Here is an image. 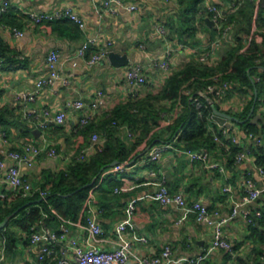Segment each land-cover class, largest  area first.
Segmentation results:
<instances>
[{"label": "crops", "instance_id": "1", "mask_svg": "<svg viewBox=\"0 0 264 264\" xmlns=\"http://www.w3.org/2000/svg\"><path fill=\"white\" fill-rule=\"evenodd\" d=\"M8 1L7 11L0 16V39L12 49L19 62L14 68L0 65V158L5 165H10L13 160L5 153L11 150L21 152L23 144L29 141L55 147L60 153L58 157L41 154L30 165L20 164L22 175L33 185L47 187L48 175L67 169L72 159L86 146L84 144L89 139L86 140L76 126L79 117L89 111V103L96 91L103 92V104L92 117L96 122L108 109L131 98L134 92L138 97L156 92L172 71L186 62L197 60L198 55L219 36L215 25H208L205 20H211L207 8L214 5L225 10L230 0H200L194 5V11H191L193 0H122L135 4L136 8L130 11L119 8L113 13L100 8L102 0ZM254 1L264 6L261 0ZM66 6L72 7L82 17V28L66 18L34 23L27 15L29 11L49 12ZM158 26L164 28L163 33L158 32ZM11 27L21 30L22 35L12 34ZM91 37L97 38V44L88 47L85 57L77 56L81 43ZM107 41H110L109 51L127 55L126 65L114 66L107 56L94 64L87 63V58ZM234 45L235 39L231 33L220 41L209 65L215 64L225 50ZM246 46L245 44L244 48ZM52 50L59 53L56 63L58 77L53 79L50 78V70L45 63L47 54ZM166 50H171L168 70L155 63ZM1 62L2 57L0 64ZM134 63L143 65L146 76L144 84L134 86L126 80L127 66ZM38 80H48V83L37 86ZM253 88L255 87H251L248 93H240L231 88L226 95L216 98L213 104L215 108L231 116L227 119L230 126L221 125L210 116L209 131L213 135H219L218 132L224 127L237 139L233 143L230 138L222 136L228 147L215 141V147L207 149L208 162L216 163L215 166L199 160L190 161L182 152L183 149L173 143L174 139L166 140L169 130L156 127L155 132L162 134V138H156L158 142L151 143L146 149L148 146L144 147L143 142L150 137V134L147 135L131 152L130 155L134 157L124 163L122 171L108 169L103 173H116V181H103L101 191L97 190L99 186L94 190V207L100 210L97 220L103 228L98 243L100 248L110 249L117 244H128L139 256L151 257L160 253L165 245H169L173 259L195 257L207 249L211 238V226L207 222L197 220L194 213H185L173 204H160L154 199L155 182L163 175L171 192L182 190L189 200H199L205 205L212 219H224L222 230L224 237L232 245V252L224 249L211 250L205 264H264V255L260 263L257 257L254 259L253 250L259 249V243L249 236V226L256 218L247 220L256 209L264 205V193L248 202L240 201L246 193L244 180L250 178L256 187L262 188L264 177L253 160L235 162L230 153L233 145L241 148L255 143L248 136L244 125L246 120L249 121L247 116L250 112L249 118L261 116L257 123H250L259 128L264 124L263 101L255 108L252 105V111L247 116L245 114L248 101L253 95L250 90ZM23 94H32L33 99L25 100ZM260 94L263 96V92ZM76 99H81L85 106L81 109L74 108L71 104ZM172 110L178 115L183 106L175 105ZM59 111L65 113L61 123L53 120ZM34 129H39V136L33 132ZM119 131L127 142L133 140L126 137V128ZM158 144L169 146L157 160L145 162L143 159L150 148ZM227 185L231 190L223 192V186ZM116 187L126 189L114 192ZM6 190L9 189L0 183V195ZM232 199L241 202L235 214H232ZM130 203L134 204L135 210L128 214L126 207ZM82 209L83 206L75 219L69 218L71 222H65L56 216L35 225L33 231L59 232L62 224L67 229L66 238L51 245L45 264H52L62 255L72 254L67 246L69 238H75L79 243L84 242L85 230L81 223H85L88 210ZM8 222L9 219L5 225H8L12 240L7 245L4 225L0 228V264H38L40 244L30 241L33 231L27 233ZM121 223L126 225L123 231L118 230ZM235 246L236 249L233 250ZM249 256L251 259H248Z\"/></svg>", "mask_w": 264, "mask_h": 264}, {"label": "trees", "instance_id": "2", "mask_svg": "<svg viewBox=\"0 0 264 264\" xmlns=\"http://www.w3.org/2000/svg\"><path fill=\"white\" fill-rule=\"evenodd\" d=\"M199 1H192L191 11L195 10L194 5ZM208 15L210 16V13ZM225 15L224 24H233L231 33L235 45L226 49L215 64L201 63L198 59L186 62L172 71L156 92L129 98L108 109L97 122L92 116L85 124L76 126L85 139H89L84 146L89 143L93 134L102 137L103 142L87 158L79 160L75 157L67 169L48 175L47 187H39L45 190L44 197H41L37 191L23 197L12 190H6L0 195V222L15 212L8 223L30 233L40 221L46 222L56 217L51 208L65 218L75 219L93 185L100 182L97 190L101 191V182L116 181V173L103 175L112 167L111 162L114 160L118 163L129 162L134 157L130 155L131 152L149 134L150 137L143 142L144 147L158 142L156 138H162V134L155 132L154 129L163 115L169 113L175 105L181 104L183 110L163 128L169 130L166 140L174 139L173 143L182 149H213L216 142L208 128V119L212 116L213 106L203 100V105L197 109L185 91L194 94L197 90L204 89L214 82L213 76L217 74L218 81H227L230 89L240 93H248L251 87H255L257 95L256 97L252 95L248 101L246 116L252 105L255 108L259 102H264V31H259V28H264V6H261L260 2L256 4L254 0H243L235 11H226ZM253 24L257 29L254 32H252ZM256 36L259 37L258 40ZM247 39L249 41L244 48ZM14 56L12 49L0 39V57L3 58L0 65L5 68L16 67L19 60ZM244 125L247 132H251L253 136L260 135V143L250 144L249 148L255 164L264 169V124L259 128L246 120ZM123 128H126V137L132 138V141L127 142V139L120 134L119 129ZM218 134L220 135V132ZM239 149L240 147L236 145L231 146L230 153L233 158ZM7 227L8 225H5L8 245L12 235ZM249 228V236L259 243V249L253 250V257L254 259L257 257L260 263L264 255V212L253 220Z\"/></svg>", "mask_w": 264, "mask_h": 264}, {"label": "built area", "instance_id": "3", "mask_svg": "<svg viewBox=\"0 0 264 264\" xmlns=\"http://www.w3.org/2000/svg\"><path fill=\"white\" fill-rule=\"evenodd\" d=\"M243 0H230L229 5L225 10L209 5L208 12L211 15V20L215 25L219 36L213 40L209 47L206 48L201 54L198 55L197 59L201 63L210 64L215 49L218 47L220 41L226 36L231 34V25H225L224 21L226 19L225 12L235 11L241 4ZM9 6L8 0H3L0 3V16L3 15ZM100 8L108 13H113L119 8H125L127 10H134L136 5L133 3H125L122 0H102ZM28 17L34 23H39L44 20H57V19H70L75 22L80 28L84 26V20L82 17L77 14V12L70 6L63 7L61 10L49 11V12H27ZM1 27V23H0ZM12 34L15 36L22 35V31L16 27L10 28ZM157 30L159 33H163L164 28L158 26ZM255 25L252 26V32L256 31ZM264 31V28L262 29ZM251 32V33H252ZM257 40L259 39L256 36ZM248 39L245 40V44H248ZM98 40L95 37L87 38L84 40L80 47L77 49V56L85 57V52L88 47L92 44H97ZM110 41L105 42L103 45H100L96 52L92 53L87 58L88 64H94L98 62L101 58L105 57L109 53ZM180 47H183L180 44ZM170 56L171 50H166L165 53L158 59L155 60L157 66L164 70H168L170 67ZM59 59V53L55 50L50 51L46 58L45 63L50 70V78H57L58 73L56 71V63ZM217 74L213 76L214 82L208 84L204 89L197 90L194 94H190L189 91H185L189 95V99L194 103L195 107L198 109L203 105V100L206 104L213 106L216 98L223 97L230 90V85L227 81L217 80ZM126 80L134 85H141L146 82V76L143 72V65L140 63H134L127 66L126 69ZM48 83V80H38L37 86H41ZM25 100H32V94H23ZM103 92L102 90H97L96 95L89 103V111L81 115L77 121L79 126L85 124L89 118L95 115L101 108L103 104ZM138 97V94L135 92L132 94L131 98ZM74 108L81 109L85 106V103L81 99H76L71 104ZM46 113V112H45ZM200 114V112L198 111ZM177 116L176 111L171 110L169 113L163 115V118L160 120L157 128L162 129L167 126V124ZM65 117L64 111H59L54 115L53 120L57 123H61ZM223 127V126H222ZM250 138H253L255 143H260V137H255L251 132H247ZM228 137L232 140L233 143L237 142V139L234 136H231L228 133L227 128H221L220 135L215 134L214 140L220 144L227 146L226 142L223 140V137ZM103 142V138L97 134H93L89 143L83 147L77 158L83 160L88 157L90 153H93L97 146ZM168 144H158L150 148L147 156L143 159L145 162H153L158 159L161 152L167 148ZM182 152L187 156L190 161H203L208 163L209 166H215L216 163L208 162L209 152L205 149H183ZM41 154L47 156L58 157L60 153L55 147H46L41 144H36L33 141L25 142L22 147V151H7L5 155L13 160V163L10 165H5L3 159L0 158V183H3L9 190L19 194L20 196H29L34 192H39L41 197L45 196V190L40 189L38 186H35L27 178H25L20 170V164H32L36 157ZM235 162H241L243 160H253L254 156L249 148V146H243L234 155ZM124 163H118L112 165L110 171H122ZM257 169L261 175L264 177V169L261 166H257ZM151 174H154L151 171ZM99 183L97 182L93 185L85 198L83 203V210H88V214L85 219V223H81V226L85 230V238L83 243H79L75 238H69L67 240V246L72 250V254L69 256L62 255L56 259L52 264H167L173 262L174 264H205L208 253L214 249H224L228 252H232V245L224 237L222 225L224 219L215 220L211 218V214L208 208L203 205L199 200H189L182 190H177L176 192H171L166 183L165 177L160 175L155 182L156 189L154 191L153 197L160 204H173L184 210L185 213H194L197 220H202L207 222L211 226V238L207 249L198 256L195 257H180L173 259L171 254L172 250L169 245H165L161 252L155 256L145 257L139 256L134 253L128 244H117L110 249H102L98 246L99 241L101 240V235L103 234V228L97 220L98 212L100 210L94 207L95 194L94 190ZM244 188L246 193L242 195L240 201L242 203L248 202L261 194L264 193V186L262 188L256 187L250 178L244 180ZM124 187L114 188V192H118ZM231 188L223 186V192H229ZM232 214L237 212V209L241 202H238L234 199ZM135 210L134 204L130 203L126 207V212L128 214L133 213ZM51 211L61 218L65 222H71L69 218H64L58 214L55 210L51 208ZM264 212V205L259 209H256L252 217H247L248 221H251L252 218H257L262 215ZM46 216V214H44ZM125 223L118 225V230H125ZM67 229L65 225H61L59 232H52L50 230H38L33 231L30 234V241L34 244L39 243V253H38V264H45V259L51 251V245L57 241L64 240L66 238ZM1 259V257H0Z\"/></svg>", "mask_w": 264, "mask_h": 264}, {"label": "water", "instance_id": "4", "mask_svg": "<svg viewBox=\"0 0 264 264\" xmlns=\"http://www.w3.org/2000/svg\"><path fill=\"white\" fill-rule=\"evenodd\" d=\"M261 4L264 5V0H261ZM205 20L207 21V24L208 25H212L213 24V21L210 20L209 18H205ZM108 60L109 62L114 65V66H122V65H126L128 63V58H127V55L126 54H119L118 52H114V51H109L108 55ZM250 92L254 95V97H256V89L253 88V90H250ZM253 109V106L251 107V110L252 111ZM251 115V112L249 114V116H247V119H249V122H254V123H257L258 120L260 119V115H254L252 116L251 118H249ZM212 118L214 120H216L217 122H219L221 125H224L226 127L230 126L229 123L227 122V119L228 118H231V116H229L228 114L218 110L217 108H215L213 106L212 108ZM34 133L36 132V135L37 133H39V129H34L33 131ZM39 136V135H37ZM150 146H148L146 149H148ZM133 161V160H132ZM118 164V161L117 160H114L113 162H111V165H116ZM15 212H13L12 214H10L9 216L5 217L1 222H0V228H2L6 222L8 221V219L14 215Z\"/></svg>", "mask_w": 264, "mask_h": 264}, {"label": "rangeland", "instance_id": "5", "mask_svg": "<svg viewBox=\"0 0 264 264\" xmlns=\"http://www.w3.org/2000/svg\"><path fill=\"white\" fill-rule=\"evenodd\" d=\"M248 259H251V256H249ZM253 264H255V262Z\"/></svg>", "mask_w": 264, "mask_h": 264}]
</instances>
